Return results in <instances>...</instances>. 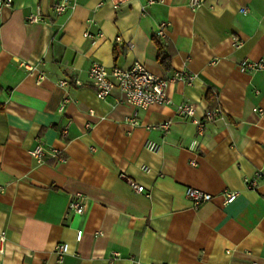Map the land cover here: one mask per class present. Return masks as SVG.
<instances>
[{"label":"crops","instance_id":"1","mask_svg":"<svg viewBox=\"0 0 264 264\" xmlns=\"http://www.w3.org/2000/svg\"><path fill=\"white\" fill-rule=\"evenodd\" d=\"M56 2L0 9V264H56L59 243L63 264H264V70L241 67L264 62V0H71L59 14ZM94 62L194 81L169 83L168 105L137 109L117 90L96 97ZM181 104L198 120L223 116L198 129ZM38 144L63 161L38 163ZM188 188L211 200L194 208ZM227 192L238 193L229 204ZM79 200L82 215L69 209Z\"/></svg>","mask_w":264,"mask_h":264},{"label":"built area","instance_id":"2","mask_svg":"<svg viewBox=\"0 0 264 264\" xmlns=\"http://www.w3.org/2000/svg\"><path fill=\"white\" fill-rule=\"evenodd\" d=\"M71 0H58L53 5L54 12L59 14L65 10L72 9L73 6L70 4ZM113 8H117L120 3L124 0H111ZM12 0H0V9L2 7H10ZM202 5V0H189V7L191 9H197ZM31 20L36 21L35 17ZM166 24L162 23L156 30V36L159 38H165ZM121 42L119 38L116 39ZM240 45V44H239ZM129 49L132 48L130 43H127ZM244 70L260 71L264 70V62H245L241 66ZM89 83L93 88L94 93L98 99H105L111 94L113 90H117L121 99L132 105L137 109H146L151 105H168L170 103L166 96V88L171 82H181L188 86H191L194 81V76L190 75L184 71L175 73L171 79L163 80L154 77L144 66L134 63L128 69H122L118 67H113L107 69L104 65L94 62L88 71ZM67 103V99H64L60 105L59 112H62L64 105ZM257 113H261V110H254ZM177 113L186 116L192 120V123L198 128L202 129L205 123H209L219 119L223 116V112L220 108H214L205 111L203 118L201 120L194 118V109L190 104H181L177 107ZM132 126H138V122L134 119L128 121ZM148 130L156 129L160 131H167L169 129V122L161 123L159 125L147 127ZM66 127L61 130V135L66 136ZM145 148L152 153H157L160 150V145L152 142H146ZM31 156L36 159L38 163L45 162L46 159L52 160L54 163H59L63 161V157L57 152L52 151L46 153L41 144L36 145V147L31 151ZM143 171H147L146 167L142 168ZM262 178V172L260 170L256 171L252 177L245 180V186L247 189L255 190L259 180ZM130 187L137 193L143 192V186L137 185L135 182L128 180ZM238 193L237 192H227L224 194L225 203H232ZM185 197L188 199L194 208L207 203L211 200V195L204 193L202 191L188 188L185 192ZM69 209L72 210L77 215H82L84 213V205L81 201H71L69 204ZM81 231L76 233V241L81 238ZM68 245L66 243H59L55 247L56 254V264H63L65 256L68 254ZM119 257L118 253H113L110 257V261H113Z\"/></svg>","mask_w":264,"mask_h":264},{"label":"trees","instance_id":"3","mask_svg":"<svg viewBox=\"0 0 264 264\" xmlns=\"http://www.w3.org/2000/svg\"><path fill=\"white\" fill-rule=\"evenodd\" d=\"M167 56L164 54V52L160 49L158 52V61L160 62L161 65H163L164 67L167 66Z\"/></svg>","mask_w":264,"mask_h":264}]
</instances>
